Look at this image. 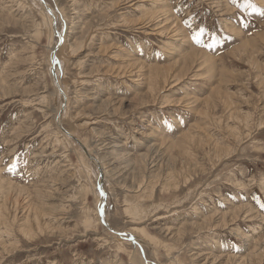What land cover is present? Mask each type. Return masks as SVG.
I'll list each match as a JSON object with an SVG mask.
<instances>
[{
  "label": "rangeland",
  "instance_id": "obj_1",
  "mask_svg": "<svg viewBox=\"0 0 264 264\" xmlns=\"http://www.w3.org/2000/svg\"><path fill=\"white\" fill-rule=\"evenodd\" d=\"M262 204L264 0H0V264H264Z\"/></svg>",
  "mask_w": 264,
  "mask_h": 264
},
{
  "label": "bare ground",
  "instance_id": "obj_2",
  "mask_svg": "<svg viewBox=\"0 0 264 264\" xmlns=\"http://www.w3.org/2000/svg\"><path fill=\"white\" fill-rule=\"evenodd\" d=\"M131 1L132 0H127V3H131ZM135 1V0H134ZM118 2V1H117ZM62 3V2H61ZM162 3V2H161ZM166 3V2H165ZM158 5V4H157ZM5 12V11H4ZM170 16V15H169ZM160 18V17H159ZM144 20V19H143ZM161 20V19H160ZM159 20V21H160ZM142 21V20H141ZM153 21H154V19H153ZM159 21H157V24H158V22ZM152 21H150V23H151ZM155 22V21H154ZM23 23V22H22ZM164 24V23H163ZM126 25V24H125ZM158 26V25H157ZM53 27V26H52ZM162 27V26H161ZM160 29V28H159ZM162 30V29H161ZM173 32V31H172ZM158 33L160 34V32L158 31ZM164 33V32H163ZM162 33V34H163ZM174 33V32H173ZM170 38V37H169ZM33 47H34V45H33ZM61 48V47H60ZM200 58V57H199ZM199 60V59H198ZM192 61V60H191ZM192 64V63H191ZM193 66V65H192ZM139 70H140V67L138 68ZM137 69V70H138ZM206 69V68H205ZM121 70V69H120ZM162 70V69H161ZM126 71V70H125ZM147 71V70H146ZM141 72V71H140ZM164 72V71H163ZM136 73H138V72H136ZM174 73V72H173ZM23 74V73H22ZM139 74V73H138ZM158 74V73H157ZM99 75V74H98ZM105 75V74H104ZM140 75V74H139ZM143 76H144V74H143ZM189 77V76H188ZM144 78V77H143ZM174 78V77H173ZM169 79V78H168ZM174 82V81H173ZM167 84V83H166ZM160 92V91H159ZM154 95V94H153ZM61 96V95H60ZM181 102V101H180ZM155 104V103H154ZM108 110V109H107ZM118 110V109H117ZM197 111V110H196ZM128 112V111H127ZM109 116V115H108ZM59 121V120H58ZM60 125H61V123H60ZM58 126H59V124H58ZM61 127V126H60ZM204 128V127H203ZM59 133V132H58ZM67 133V132H66ZM190 143V142H189ZM216 149V148H215ZM222 152V151H221ZM221 152H220V154H221ZM138 160V159H137ZM94 162V161H93ZM151 163V162H150ZM185 168V167H184ZM189 168V167H188ZM121 171V170H120ZM185 173V172H184ZM190 175V174H189ZM115 180V179H114ZM189 182V181H188ZM126 185V184H125ZM13 195V194H12ZM17 204V203H16ZM44 209V208H43ZM41 210V209H40ZM8 211V210H7ZM24 211V210H23ZM26 211V210H25ZM63 211V210H62ZM49 212V211H48ZM104 216V215H103ZM230 216V215H229ZM194 219V218H193ZM136 220V219H135ZM213 221V220H212ZM89 222V221H88ZM165 231V230H164ZM140 232L141 233H143L144 235H147V236H149L148 235V233L144 230V228L143 229H140ZM158 233V232H157ZM179 234V233H178ZM127 236H129V235H127ZM130 237V236H129ZM132 237V236H131ZM174 238V237H173ZM155 240V239H154ZM156 245V244H155ZM163 246V245H162ZM168 254V253H167ZM167 257V256H166ZM208 258V257H207ZM262 264V263H261Z\"/></svg>",
  "mask_w": 264,
  "mask_h": 264
},
{
  "label": "snow or ice",
  "instance_id": "obj_3",
  "mask_svg": "<svg viewBox=\"0 0 264 264\" xmlns=\"http://www.w3.org/2000/svg\"><path fill=\"white\" fill-rule=\"evenodd\" d=\"M195 38H196L197 42L199 43L200 42L199 37L196 36ZM55 63H58V61H55ZM101 195L106 197V193H104L102 189H101ZM261 207H264V204H262Z\"/></svg>",
  "mask_w": 264,
  "mask_h": 264
}]
</instances>
